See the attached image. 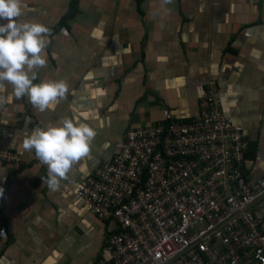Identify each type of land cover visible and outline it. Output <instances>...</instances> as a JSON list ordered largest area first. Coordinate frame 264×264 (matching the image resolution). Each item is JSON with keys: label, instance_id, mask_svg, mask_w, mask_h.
<instances>
[{"label": "crops", "instance_id": "1", "mask_svg": "<svg viewBox=\"0 0 264 264\" xmlns=\"http://www.w3.org/2000/svg\"><path fill=\"white\" fill-rule=\"evenodd\" d=\"M71 2L75 12L62 22ZM21 9L18 19L50 28L34 83L63 79L68 92L39 112L7 82L0 88V149L30 161L0 165V264H92L106 244V224L50 190L47 166L18 147L25 133L65 116L96 131L61 180L74 185L115 155L126 127L190 120L214 80L224 117L248 143L244 174L264 176V0H22ZM255 209L264 211V197Z\"/></svg>", "mask_w": 264, "mask_h": 264}, {"label": "built area", "instance_id": "2", "mask_svg": "<svg viewBox=\"0 0 264 264\" xmlns=\"http://www.w3.org/2000/svg\"><path fill=\"white\" fill-rule=\"evenodd\" d=\"M218 93L208 81L190 120L126 127L108 162L60 184L106 224L92 264H264V211L255 209L264 176L244 174L248 143L224 117ZM0 165L30 161L0 149Z\"/></svg>", "mask_w": 264, "mask_h": 264}, {"label": "clouds", "instance_id": "3", "mask_svg": "<svg viewBox=\"0 0 264 264\" xmlns=\"http://www.w3.org/2000/svg\"><path fill=\"white\" fill-rule=\"evenodd\" d=\"M172 2L164 0L165 4ZM21 4L22 0H0V88L7 82L15 98L27 96L39 112H45L65 98L68 85L63 79H43L34 83L38 79L36 69L47 65L44 52L50 28L37 20L18 19ZM95 136L96 131L87 123L65 116L58 122L37 126L25 133L18 147L35 152L40 162L47 166L43 183L56 191L72 167L89 154ZM3 193L0 187V197Z\"/></svg>", "mask_w": 264, "mask_h": 264}, {"label": "trees", "instance_id": "4", "mask_svg": "<svg viewBox=\"0 0 264 264\" xmlns=\"http://www.w3.org/2000/svg\"><path fill=\"white\" fill-rule=\"evenodd\" d=\"M74 12H75V8H74V6H72V2H71L68 11L64 14L61 21L65 22L67 19L71 18V16L74 14Z\"/></svg>", "mask_w": 264, "mask_h": 264}]
</instances>
